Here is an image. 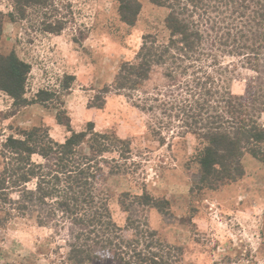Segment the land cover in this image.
Masks as SVG:
<instances>
[{"label":"rangeland","instance_id":"374dc122","mask_svg":"<svg viewBox=\"0 0 264 264\" xmlns=\"http://www.w3.org/2000/svg\"><path fill=\"white\" fill-rule=\"evenodd\" d=\"M136 1L140 11L128 26L113 0H46L26 8L22 16L14 3L0 0L5 15L0 53L14 51L31 66L26 98L39 91L52 98L37 110L42 115L30 109L37 114L32 120L28 111L18 114L23 108L16 111L13 101L0 93V143L33 127L46 128L55 141L63 142L70 133L58 124L57 115L75 132L90 125L94 133L115 141L97 157L102 169L96 197L105 200L125 240L134 237L136 222L153 231L151 243L143 241L138 247L146 259L155 254V264H264L263 163L247 154L241 178L205 188L198 179L206 143L180 128L183 120L174 118L176 111L168 117L157 104L146 102L156 97L169 101L160 97L173 91L164 68L153 66L132 91L112 88L120 67L134 60L146 36L160 44L169 38V10L150 0ZM227 61L233 69V95L245 104L257 91L264 97V60L255 67L237 58ZM184 96L189 102L196 99ZM180 99L175 105H181ZM150 106L156 108L148 111ZM257 117L264 128V112ZM33 160L42 163L37 156ZM140 197L147 204L155 200V208L137 205ZM61 218L42 226L35 212L24 218L0 212V264H122L104 248L86 251V237L75 240L77 228ZM76 247L85 251L83 258L75 255Z\"/></svg>","mask_w":264,"mask_h":264},{"label":"trees","instance_id":"16d2710c","mask_svg":"<svg viewBox=\"0 0 264 264\" xmlns=\"http://www.w3.org/2000/svg\"><path fill=\"white\" fill-rule=\"evenodd\" d=\"M8 1L22 16L26 8L40 6L46 0ZM113 1L118 4L120 19L128 26L134 25L140 4L136 0ZM150 1L169 10L165 19L168 41L160 44L146 36L134 60L120 67L113 90L132 91L147 78L153 66L164 68L168 88L173 91L160 97L169 101L156 97L146 102L157 104L168 117L176 111L174 118L183 120L180 128L206 143L199 159L198 179L205 188L241 178L242 159L247 154L264 165V128L257 122V113L264 112V97L257 91L252 102L245 104L233 95L229 87L233 69L226 62L237 58L241 64L255 67V63L264 60V0ZM7 15L14 19L13 12ZM4 16L0 11V41ZM30 70L31 66L14 51L0 53V92L13 101L16 111L52 100L46 91H39L31 99L25 97ZM183 93L196 98L194 104ZM179 97L181 105H175ZM156 107L150 106L148 111ZM56 120L70 133L63 142L55 141L46 128L33 127L19 130L0 143V212L22 218L35 212L37 223L42 226L62 217L77 228L75 240L86 237V251L104 248L122 264H155V254L146 259L138 251L140 242L151 243L153 231L136 222L134 237L125 240L111 219L105 200L95 194L102 169L97 157L115 143L114 139L94 133L90 125L85 131L75 132L59 115ZM116 143L124 145L119 140ZM34 156L42 163L34 161ZM140 198L137 205L155 208V200L150 199L147 204ZM74 252L77 258H83L85 251L76 247Z\"/></svg>","mask_w":264,"mask_h":264},{"label":"crops","instance_id":"0c3cea01","mask_svg":"<svg viewBox=\"0 0 264 264\" xmlns=\"http://www.w3.org/2000/svg\"><path fill=\"white\" fill-rule=\"evenodd\" d=\"M4 28H5V25H4ZM0 93H2V92H0ZM2 94H4V93H2ZM1 95V94H0ZM5 95V94H4ZM4 97H7V99H10L7 95H5ZM11 100V99H10ZM30 109H32V111H37V110H39V109H41V107H40V105L39 104H34V105H30V106H27V107H24L23 109H22V111H20L18 114H21V113H24L25 111H31ZM37 114H39L38 113V111L36 112ZM29 114H30V116H31V119L32 120H34V118H36L35 117V115H37V114H31V112H29ZM39 115H42V113L40 112V114ZM12 116V115H11ZM10 116V117H11ZM14 117V116H13ZM50 132H51V130H50ZM50 135V134H49Z\"/></svg>","mask_w":264,"mask_h":264}]
</instances>
